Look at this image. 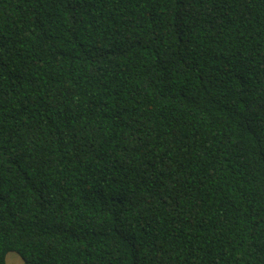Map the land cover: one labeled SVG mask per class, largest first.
<instances>
[{"label":"trees","instance_id":"16d2710c","mask_svg":"<svg viewBox=\"0 0 264 264\" xmlns=\"http://www.w3.org/2000/svg\"><path fill=\"white\" fill-rule=\"evenodd\" d=\"M264 264V0H0V264Z\"/></svg>","mask_w":264,"mask_h":264},{"label":"rangeland","instance_id":"374dc122","mask_svg":"<svg viewBox=\"0 0 264 264\" xmlns=\"http://www.w3.org/2000/svg\"><path fill=\"white\" fill-rule=\"evenodd\" d=\"M7 264H24L22 257L15 251H10L6 257Z\"/></svg>","mask_w":264,"mask_h":264}]
</instances>
